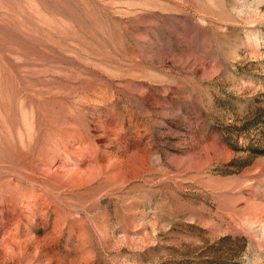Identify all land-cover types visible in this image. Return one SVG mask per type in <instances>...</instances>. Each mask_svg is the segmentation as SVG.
<instances>
[{
  "label": "rangeland",
  "instance_id": "374dc122",
  "mask_svg": "<svg viewBox=\"0 0 264 264\" xmlns=\"http://www.w3.org/2000/svg\"><path fill=\"white\" fill-rule=\"evenodd\" d=\"M0 264H264V0H0Z\"/></svg>",
  "mask_w": 264,
  "mask_h": 264
}]
</instances>
